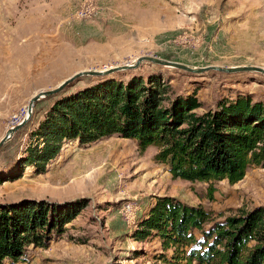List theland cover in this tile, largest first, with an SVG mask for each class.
<instances>
[{
	"label": "rangeland",
	"instance_id": "obj_1",
	"mask_svg": "<svg viewBox=\"0 0 264 264\" xmlns=\"http://www.w3.org/2000/svg\"><path fill=\"white\" fill-rule=\"evenodd\" d=\"M144 55L191 67L264 68V0H0V139L35 93L76 72L105 70ZM151 75L163 76L178 94L195 92L199 113L239 94L264 101V74L252 71L194 74L142 62L102 76ZM86 82L80 79L72 89ZM49 102L35 106L32 120L0 147V169L22 156ZM156 152L118 135L84 145L69 141L45 172L26 167L21 177L4 181L0 205L43 199L84 207L46 246H28L20 260L2 264H164L162 255L169 257L171 250L164 251L157 237L133 238L156 197L201 205L216 221L264 206V165H251L234 184L214 182L209 199V183L172 178ZM128 201L134 213H121Z\"/></svg>",
	"mask_w": 264,
	"mask_h": 264
},
{
	"label": "trees",
	"instance_id": "obj_2",
	"mask_svg": "<svg viewBox=\"0 0 264 264\" xmlns=\"http://www.w3.org/2000/svg\"><path fill=\"white\" fill-rule=\"evenodd\" d=\"M91 78L75 79L35 103L50 101L29 132L22 156L0 169V185L21 177L26 167L45 172L66 142L84 145L113 135L135 140L141 150L156 147L155 160L168 167L172 178L209 183V199L214 182L234 184L251 165H264L263 100L239 94L199 113L196 93H176L163 76ZM80 79L87 80L85 85L72 89ZM83 207L79 201L43 199L0 205V264L20 260L28 246H46ZM151 235L164 251L171 250L169 257L162 255L164 264H264V206L216 221L201 205L158 196L133 232L137 241Z\"/></svg>",
	"mask_w": 264,
	"mask_h": 264
},
{
	"label": "water",
	"instance_id": "obj_3",
	"mask_svg": "<svg viewBox=\"0 0 264 264\" xmlns=\"http://www.w3.org/2000/svg\"><path fill=\"white\" fill-rule=\"evenodd\" d=\"M142 62H149L153 64H158L162 66H170L174 67L180 70H184L189 73L194 74H201L208 70H217L220 72L225 73H238V72H258L261 74H264V68L259 66H253V65H237V66H217V65H208L204 67H191L186 64L177 62V61H171L166 59H161L159 57L155 56H149L144 55L138 57L134 62L129 64H124L121 66H114L105 70H82L79 72H76L75 74L69 76L68 78L64 79L61 83H59L57 86L47 89V90H41L37 93H35L29 100L26 112L23 117V119L16 125L9 127L6 132L4 133L3 137L0 139V147L8 140L10 137L18 131L20 128L26 125V123L30 120L33 108L35 107V103L45 97L52 96L60 91H62L69 83L74 81L75 79H78L82 76L92 75V76H102V75H108L112 72L119 71V70H127V69H134L140 65Z\"/></svg>",
	"mask_w": 264,
	"mask_h": 264
},
{
	"label": "built area",
	"instance_id": "obj_4",
	"mask_svg": "<svg viewBox=\"0 0 264 264\" xmlns=\"http://www.w3.org/2000/svg\"><path fill=\"white\" fill-rule=\"evenodd\" d=\"M25 112H26V107H24L20 113L14 114L9 126L11 127L18 124L23 119ZM121 213L124 214L134 213L133 203L130 201L124 203L121 207Z\"/></svg>",
	"mask_w": 264,
	"mask_h": 264
}]
</instances>
